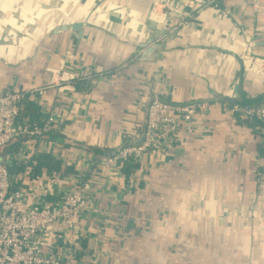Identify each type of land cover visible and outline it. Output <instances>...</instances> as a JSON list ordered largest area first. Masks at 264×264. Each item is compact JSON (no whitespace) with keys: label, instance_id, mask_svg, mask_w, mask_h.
<instances>
[{"label":"crops","instance_id":"1","mask_svg":"<svg viewBox=\"0 0 264 264\" xmlns=\"http://www.w3.org/2000/svg\"><path fill=\"white\" fill-rule=\"evenodd\" d=\"M149 22L166 32L145 59ZM248 57L264 59V0H0V93L44 88L34 102L57 121L0 161L50 201L81 185L94 201L67 264H264V134L229 110L262 102ZM62 69L77 78L51 87ZM154 93L211 108L126 177L102 161L146 122ZM40 155L61 169L34 179Z\"/></svg>","mask_w":264,"mask_h":264},{"label":"built area","instance_id":"2","mask_svg":"<svg viewBox=\"0 0 264 264\" xmlns=\"http://www.w3.org/2000/svg\"><path fill=\"white\" fill-rule=\"evenodd\" d=\"M254 8L258 9L257 2ZM244 62L250 71L264 74V59L248 57ZM75 78L65 69L54 71L51 87L60 82L71 83ZM44 92V88H37L0 93V150L21 137L42 138L53 131L57 122L53 115L35 128L20 124L17 119L23 100L37 101ZM210 108L207 101L172 103L154 93L147 106L146 122L132 136L135 144L123 146L115 156L104 159L103 165L121 169L124 162H141L151 151L165 152L182 135L191 134L196 116ZM230 108L231 113L258 120L264 134V105ZM16 157L23 161L21 155ZM26 175L22 173L16 178L9 165L0 161V264H67L73 251L69 236L75 223L93 209L94 201L87 196L89 185L61 191L50 201L46 192L37 194L38 186L27 183ZM49 176L48 183H52ZM80 238L77 236L76 240Z\"/></svg>","mask_w":264,"mask_h":264},{"label":"trees","instance_id":"3","mask_svg":"<svg viewBox=\"0 0 264 264\" xmlns=\"http://www.w3.org/2000/svg\"><path fill=\"white\" fill-rule=\"evenodd\" d=\"M75 86L77 89L78 84H76ZM162 100L166 101L165 99H162ZM236 105H238V103ZM261 105H264V94L262 95V102L260 101L256 106H261ZM46 117H47V115H45L41 112L40 107L38 106L37 103H35L32 100L25 99V100H23V103L21 105L20 112H19L17 119H18V122L20 124L28 125L30 128H35L37 126L40 127L43 124V121L45 120ZM21 138H23V137H21ZM21 138L15 140V141L18 142L19 140H21ZM24 138H25V136H24ZM138 142H140V141H138ZM12 143L6 145L1 150H6V149L11 148L10 145ZM134 144H135V142H133V140L131 138L127 141V143L124 145V147L125 146H131ZM118 151H119V149L115 153H112V155L109 157L112 158L114 155H116L118 153ZM37 162H39L40 165H38V167H36L34 177L37 175L38 176L41 175L43 172L46 174H51L54 172H58L61 169V162L55 160L54 158L50 157L49 155H40L37 158ZM139 166H140V162H134V161L129 162V163L124 162L123 165H121V170H122V173H124L125 176L127 177L128 175H130L133 172V170L139 168ZM16 170L20 171V168H17Z\"/></svg>","mask_w":264,"mask_h":264},{"label":"water","instance_id":"4","mask_svg":"<svg viewBox=\"0 0 264 264\" xmlns=\"http://www.w3.org/2000/svg\"><path fill=\"white\" fill-rule=\"evenodd\" d=\"M81 24L75 25L74 29L76 30H80L81 29ZM149 26L151 27L152 30L155 31L154 35L151 37V39L149 40V42L147 44L143 45V49H145V53H144V58L147 59L149 58L154 52L158 51L161 47V44L155 43L157 40H159L162 36V33L160 30H158L157 25L153 22H149ZM239 86L236 85L235 89H234V97L238 98L240 96L239 94Z\"/></svg>","mask_w":264,"mask_h":264}]
</instances>
